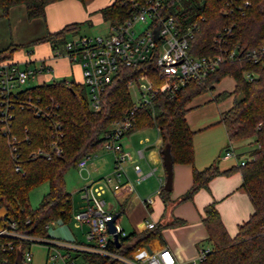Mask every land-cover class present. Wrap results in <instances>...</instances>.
I'll return each mask as SVG.
<instances>
[{
  "label": "trees",
  "instance_id": "16d2710c",
  "mask_svg": "<svg viewBox=\"0 0 264 264\" xmlns=\"http://www.w3.org/2000/svg\"><path fill=\"white\" fill-rule=\"evenodd\" d=\"M52 1L55 0H0V17L4 18L8 8L14 4L23 5L27 19L43 17L44 6ZM79 1L83 4L86 0ZM181 1L188 8L190 0ZM195 1L196 4L189 8L194 12L193 19L197 25L189 39V55L199 57L213 53L212 35L223 25L233 26V37L226 40L227 45L238 41L244 46H254L264 40V0H247L248 5L242 8V13L223 11L220 0ZM97 12L106 22H121L125 17V7L120 0H110ZM78 25L72 22L54 31H45L31 43L47 41L51 49L61 48L67 39L65 35L74 34ZM20 46L22 44L9 42L1 47L0 60L10 59L12 51ZM140 68L120 66L104 86L96 111L87 104L85 86L72 79H52L23 86L17 91L22 100L27 95L31 101L37 98L41 112L35 115L28 106L15 104L5 126L0 121V208L3 209L0 221L11 219L21 232L47 237L45 224L56 219L64 221L68 217L70 198L64 188L63 173L68 167H74L79 157L100 147L105 128L132 106L125 81ZM242 69H252L256 76L246 80L241 75ZM148 74L155 84L159 82L152 71ZM224 76H230L234 81L231 91L215 94V97L232 95L230 106L220 113L218 119L226 139L228 142L250 139L255 143L248 151V159L235 166L241 175L240 186L247 194L252 210L230 236L214 202L206 203L202 207L200 222L206 232L204 242L207 248L196 264H264V65L250 64L242 58L226 60L214 67L203 82H185L172 93L156 91L147 103L134 108L133 120L126 132L141 126H153L160 140V158L162 148L167 147L172 163H191L192 131L184 117L189 108L186 105ZM7 136H14L11 142L13 150ZM52 141L56 142L59 151H52L49 158L30 155L36 149L49 150ZM227 171L229 169L219 170L213 163L200 169L192 167L190 185L177 201L190 199L197 189L206 187L211 177ZM43 181H46L47 189L37 204L30 207L27 192ZM159 195L163 202L169 200L168 191L162 187ZM179 221L174 218L170 224ZM161 227V223H156L141 231L118 233V246L113 242L109 245L114 252L129 257L133 250L144 246L148 240L159 238ZM78 253L86 264H106L110 260L96 252L79 251L75 255Z\"/></svg>",
  "mask_w": 264,
  "mask_h": 264
},
{
  "label": "built area",
  "instance_id": "2783aa9c",
  "mask_svg": "<svg viewBox=\"0 0 264 264\" xmlns=\"http://www.w3.org/2000/svg\"><path fill=\"white\" fill-rule=\"evenodd\" d=\"M125 7V17L121 22L107 21L106 30L94 35L78 34L66 39L61 48L52 49V56H65L70 62H76L80 67L81 83L87 91V104L91 110H98L100 96L104 86L117 73L120 66H140L135 75L125 81V86L135 87L137 97L132 106L125 110L117 119L111 121L102 132L100 148L110 150L114 155L113 174L119 179L124 174L123 162L130 161V154L123 150L119 142L122 135L130 128L133 120V110L139 104L147 103L154 92H174L185 82H203L210 71L219 63L226 60L239 59L250 64L264 65V40L254 46H244L238 41L227 45L226 40L233 37V26L223 25L212 35L211 42L215 51L210 55L193 57L188 54L189 39L197 29L193 19L195 0L188 2V8L181 0H120ZM223 11L228 13L240 11L248 5L247 0H220ZM173 12L170 13V11ZM141 23V28H135ZM50 67L44 61L37 66L19 65L10 59L0 60V121L3 126L11 117L13 105L28 106L37 115L41 109L37 105L38 99L31 101L29 95L24 100L19 98L18 90L24 82L34 74L49 71ZM148 71H152L159 82L154 83ZM241 75L246 80L256 76L252 69H242ZM44 114V113H43ZM46 114V113H45ZM7 129V128H6ZM4 133L7 135V130ZM9 135V134H8ZM10 149L13 150L14 136H7ZM58 152L55 141L49 145V150L36 149L31 156L41 155L49 158L50 154ZM90 154V153H89ZM89 154L79 157L75 166L82 169ZM233 156L231 148L223 151V157ZM241 165L248 158H235ZM132 179L122 181L116 188L132 190L133 183H138L143 174L138 164L133 163ZM110 177L105 176L91 180L81 186V197L85 201L82 209L75 211L72 218L78 224H86L85 240L82 242L63 240L53 237H39L23 233L16 228L11 219L0 221V264H15V251L19 249L22 264L30 261L29 247L33 243L41 244L45 250V260H61L64 264H74L69 257L68 250L86 251L104 254L110 258L109 264H181L175 253L166 246L148 252L134 260L119 255L109 245L110 234L106 230V222L112 215V210L106 207V201L101 194L107 187ZM145 206L152 201L150 195L143 200ZM51 222V221H50ZM48 223L45 224L47 227ZM154 225L152 221L144 220V228ZM115 231L120 233L117 224ZM60 249H64L62 253ZM206 248L199 249L196 257L188 264H196L202 259Z\"/></svg>",
  "mask_w": 264,
  "mask_h": 264
},
{
  "label": "crops",
  "instance_id": "0c3cea01",
  "mask_svg": "<svg viewBox=\"0 0 264 264\" xmlns=\"http://www.w3.org/2000/svg\"><path fill=\"white\" fill-rule=\"evenodd\" d=\"M109 1L98 4L95 8L97 17L100 19L101 17L97 12V9L106 5ZM78 2L80 1H52L44 6L43 17H34L31 19L25 17L22 4H14L8 8L7 15L4 18L0 17V19H4L7 23L10 42L22 44V46L30 44L29 50L24 51L20 48L21 46L13 50L10 60L17 62L19 65L28 64L31 66H37L40 61H44L49 65V71H41L33 75L35 84L43 82L42 80L37 83V77L52 80L56 79L54 78L55 76H62L59 78H64L63 76L65 75L71 76L73 69L72 64H74V68L78 73V78L75 82H81L79 64L76 62H70L63 55L53 57L52 49L47 41L31 43L33 39L40 37L45 31H54L62 27L64 24L72 22L79 23L84 19V11L79 6L81 2ZM77 31L78 27L74 34H69L70 37L78 35ZM224 77H229L232 80V87L229 90L224 88L214 89L215 83L219 82L222 79L221 78L217 82L212 83L211 90L214 92H211L210 89L207 91L210 97L197 101L194 105L199 106L202 105V103L210 102V100L218 98L215 97V94L219 92L231 91L234 81L230 76ZM225 96H228V102L219 108L216 114L206 117L201 123L202 128L215 123H220L218 121L220 113L228 108L232 101V95L228 94ZM184 117L186 124L192 131L193 135L195 129L200 128L192 126L187 117V111L185 112ZM132 130L125 132L119 140L122 149L130 154L131 160L123 162L125 172L119 176V179H117L113 173H110L108 176L110 177V181L104 192L101 194V197L104 199L103 195L108 193L112 196L114 201H116L118 205V210L116 212L118 215L122 212L125 216L126 232L131 230H143L144 220L152 221L154 224H162V227L159 229L160 237L150 239L144 246L138 249L137 256L142 257L160 246H166L175 253L177 258L181 261V264H188L191 259L196 257L199 249L207 248V243L204 242L206 232L200 222V216L202 214V207L210 201L214 202V206L228 235L232 236L236 232L237 225L245 220L252 210L249 198L240 186V172L235 167L237 165L235 158L239 159L245 157L241 152L242 149L238 148L236 145V142L238 141L228 142L225 136V141H227V143L222 150L221 145L223 142L220 143V146L217 149L208 147L203 152H197L196 150L193 151L191 163H172L171 183L170 189L168 190V198L170 200L177 199L189 187L192 167L200 169L213 163L219 170L229 169V171L211 177L207 181L206 187L197 189L190 199L179 201L178 203L171 205L168 211H165V206L161 197L158 198L156 195H152L153 192H157L159 195V189L162 187L164 181V169L158 152L160 143L159 137L156 133L154 144H144L142 147L132 149V146H130V140L127 138ZM226 148H231L236 156L223 157V151ZM248 151L249 150H246V153H248ZM133 163L138 164L140 167L143 174L141 180L138 183H133L130 192H127L124 188H116L122 181H125L126 179L130 180L134 177V172L131 168ZM99 168L100 166L97 159L91 161L87 165V178L85 182L91 181L88 178L93 179L94 177L99 176ZM148 195L152 197V201L149 205L145 206L142 200ZM84 205L85 201L83 200L82 205L78 210L82 209ZM108 208L113 211L115 210V207L112 205ZM0 210L1 216L3 209L0 208ZM117 217L114 219L115 224H117ZM174 218H177L180 221L175 224H170ZM117 226L120 231L123 230L120 225L117 224ZM72 241L78 240L72 239ZM77 252L79 251H76V253ZM55 262H57L56 264H64L61 260H55L52 264Z\"/></svg>",
  "mask_w": 264,
  "mask_h": 264
},
{
  "label": "rangeland",
  "instance_id": "374dc122",
  "mask_svg": "<svg viewBox=\"0 0 264 264\" xmlns=\"http://www.w3.org/2000/svg\"><path fill=\"white\" fill-rule=\"evenodd\" d=\"M109 0H86L83 4L80 3L79 6L84 11V19H82L79 22L78 25V31L77 34H85V35H94L97 33H103L106 30L107 22L101 20L99 17H97L95 8L98 6V4L106 3ZM89 13V14H88ZM141 23H136L135 28H141ZM21 30V28H20ZM70 35L67 33L65 37L68 39ZM10 42L9 39V28L7 27L6 21L4 19H0V47H2L4 44ZM30 44H26L25 46H21L20 48L25 50H29ZM72 74L63 76L66 79H72L73 81H76L78 78V73L76 72V69L74 68V64H72ZM62 76H55L54 78H59ZM47 82L48 80L37 77L36 81L37 83L40 81ZM34 77H29L23 84V86L33 85ZM232 87V80L229 77H222V79L215 83L214 89H220L224 88L226 90H229ZM211 90V89H210ZM208 90L198 94L197 96L190 99V101L187 103V107L189 109L187 110V117L189 119V122L192 124V126H196L200 129H195L193 135L191 136L192 141V149L193 151L197 152H203L208 147H212L213 149H217L221 145V150L226 145L227 141H225V134L223 130V126L220 123H215L206 127L201 126V123L203 120L211 115H214L217 113V110L224 106L228 102V96H219L218 98L214 100H210V102L202 103V105L196 106L194 105L197 101H200L202 99H207V97H210ZM211 92H214L211 90ZM229 92V91H227ZM128 93L129 98L131 101H134L137 97V90L135 87H128ZM237 95L236 97H238ZM206 101V100H205ZM126 138V137H125ZM127 138L130 140V146H132V149H136V147H142L144 144H154V140L156 139V131L153 126H141L133 129L130 134L127 136ZM225 141V142H224ZM237 147L242 149V153L246 158L249 157L248 153H246V150H249L252 148L255 143L253 141L249 140H238L236 142ZM224 144V145H223ZM94 159H97L98 164L100 166L99 168V176L94 177L93 179L88 178L89 180H97L105 176H109L110 173H113V160L114 155L110 150H103L102 148L98 147L93 152H91L87 158H86V164L82 169H78L76 166H70L68 167L64 173H63V181H64V188L69 193L70 198V209L68 213V217L62 221L60 219L52 220L51 222H48V225L46 227V233L53 237L63 240H78L84 241L85 240V232L87 231V225L86 224H78L74 221L72 218V214L78 210V208L82 205L83 198L81 197V186L87 182L86 180V170L87 165L94 161ZM139 188V187H137ZM47 189V183L46 181H43L34 187H32L27 192V201L30 207H34L37 202L39 201L41 195L46 191ZM152 195H156V197L160 198V195H158L157 192H153ZM105 201H106V207H109L110 205L114 206L115 212L118 210V205L116 201L112 198V196L108 193H105L103 195ZM177 199L174 200H168L164 203L165 211H168V209L171 207V205L178 203ZM113 211V210H112ZM113 211V212H114ZM1 212V210H0ZM116 222L118 225L122 227L123 230L120 231V234L127 233L126 229V223H125V216L121 212ZM149 241V240H148ZM142 246L136 248L133 250L129 257L131 259H138L137 251ZM29 250L31 252V259L28 262H25V264H43V261L45 260V248L38 243H33L30 245ZM61 252H64V249H60ZM69 257H73L74 264H85L82 256L78 253L77 255L75 251L68 250ZM74 255V256H73ZM54 261H49L48 264H52ZM55 262L54 264H56Z\"/></svg>",
  "mask_w": 264,
  "mask_h": 264
},
{
  "label": "water",
  "instance_id": "95a60500",
  "mask_svg": "<svg viewBox=\"0 0 264 264\" xmlns=\"http://www.w3.org/2000/svg\"><path fill=\"white\" fill-rule=\"evenodd\" d=\"M161 163L164 169V181L162 184V189L165 191H168L170 189V183H171V174H172V161L170 159L169 153H168V148L164 147L161 150ZM118 213H113L110 217V219L106 222V230L111 236V240L114 243L115 246H118V233L115 231L114 227V219ZM15 264H22L20 261V256H19V249L17 248L15 251V258H14ZM106 264H109L107 262Z\"/></svg>",
  "mask_w": 264,
  "mask_h": 264
}]
</instances>
